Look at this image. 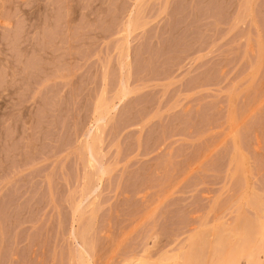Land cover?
I'll use <instances>...</instances> for the list:
<instances>
[{
	"label": "rangeland",
	"instance_id": "1",
	"mask_svg": "<svg viewBox=\"0 0 264 264\" xmlns=\"http://www.w3.org/2000/svg\"><path fill=\"white\" fill-rule=\"evenodd\" d=\"M254 216L264 0H0V264H224Z\"/></svg>",
	"mask_w": 264,
	"mask_h": 264
},
{
	"label": "bare ground",
	"instance_id": "2",
	"mask_svg": "<svg viewBox=\"0 0 264 264\" xmlns=\"http://www.w3.org/2000/svg\"><path fill=\"white\" fill-rule=\"evenodd\" d=\"M128 18V19H127ZM126 18V20H127V22H124V23H126L125 24V28L127 29V28H130V29H128V31L129 30H131L133 27H132V24H131V22L133 21V23H134V19L133 18H131V17H127ZM125 20V21H126ZM130 20V21H129ZM131 25V26H130ZM133 25H136V21H135V23L133 24ZM124 27V26H123ZM124 28V29H125ZM123 29V30H124ZM124 32H125V30H124ZM118 90H120V92H118ZM116 93H117V95H115L116 97V101L117 100H119V99H121V97H123L124 96V94H125V92H123V90L121 89V88H118L117 90H116ZM124 93V94H123ZM113 100H114V98H113ZM97 105V106H96ZM95 105V113H96V115H98V114H100L99 113V109L102 107V106H100L99 105V103L98 104H96ZM111 105V104H110ZM113 106V105H112ZM110 108V107H109ZM111 109V108H110ZM101 110V109H100ZM97 121H98V119H96ZM89 128H91L90 129V131H92V132H89V133H87V131L89 130ZM87 131L83 134L84 135V137H83V141H82V143L80 144V149H81V145H82V147H83V150H85V152H86V154H84L85 156V158H84V160H85V163L84 164H86V166L87 167H89V168H93V163H95V158H94V156L95 155H93V151H94V153H95V149L96 148H94V149H92L93 147H95V146H93V145H95L96 144V141H95V134H96V132H97V128H96V122L94 121L93 122V124L92 125H90V127L88 126L87 127ZM97 138V137H96ZM93 141H95V143H93ZM93 143V144H92ZM233 143V142H232ZM231 143V145H233ZM234 146V145H233ZM233 148V147H232ZM234 149V148H233ZM233 149H231V151L233 150ZM82 150V151H83ZM84 152V151H83ZM84 152V153H85ZM236 153V152H235ZM96 154V153H95ZM232 155V158H233V155L234 154H231ZM87 158V159H86ZM234 159V158H233ZM84 160H83V162H84ZM232 160V159H231ZM235 161H238L237 159L236 160H234L233 161V164L235 165L234 167H236V163H239V162H235ZM239 166L240 165H238L237 166V168H239ZM237 168H235V169H237ZM96 169V168H95ZM94 169V172L92 173L93 174V178H94V182H96L95 184H97L98 182H99V179H100V176L103 174V172H104V170L100 167V166H98L97 167V169L95 170ZM88 193L87 194H89L90 193V191H87ZM240 193H242V192H240ZM245 193V192H244ZM244 193H243V195H244ZM86 194V193H85ZM84 194V195H85ZM86 194V195H87ZM243 195H242V197H243ZM247 195V194H246ZM238 196V195H237ZM85 197V196H84ZM239 197V196H238ZM244 198V197H243ZM247 198H249L248 196H247ZM239 199H241L240 197H239ZM251 199V198H250ZM239 201V200H238ZM241 201V200H240ZM239 201V202H240ZM251 201V200H250ZM254 201H257V200H254ZM234 202H235V199H234ZM90 203V202H89ZM246 203V202H245ZM250 203H253L252 201L250 202ZM255 203V204H254ZM253 204H252V206L253 205H256V202H254ZM258 203V202H257ZM239 205V204H238ZM249 206H250V204H249ZM251 206V207H252ZM253 207H256V206H253ZM238 208V207H237ZM75 209H77V206L72 210V211H74ZM254 209H256V208H254ZM76 212V214H78L77 213V211L75 210L74 211V213ZM72 213V212H71ZM79 215V214H78ZM78 215H75L74 216V218L76 217V220H78L77 219V216ZM255 216H257V215H255ZM254 216V218H255V222H253V226H251V230H252V232H251V237L252 238H258V239H260V241L259 240H257V241H259V243L262 241V243L264 242V239H263V234H264V227H263V223H262V220H260L259 218H257V217H255ZM236 218H237V221H238V216L236 215L235 217H234V219H233V223H232V225H230V227L231 228H229L228 229V226L226 227V226H224V224H221L223 227H226L225 229V231H226V233L227 232H229V233H227V234H232V236L234 235V234H236V233H234L235 232V229H234V227L236 228V225L238 224L237 223V221H236ZM72 219V218H71ZM73 221H75V220H73ZM236 221V222H235ZM225 222V221H224ZM222 223V222H221ZM235 224V225H234ZM240 225V224H239ZM222 226H221V228H222ZM240 227V226H239ZM238 227V228H239ZM218 228V227H217ZM83 229V228H82ZM242 229V228H241ZM236 230H237V228H236ZM239 230V229H238ZM237 230V231H238ZM250 229L249 228H247V231H249ZM212 231H214L213 229H212ZM246 230H245V232L246 233H249V232H247ZM79 232V233H78ZM77 232V235L76 236H78L79 238L81 237H83V230H80L79 229V231ZM230 232H233V233H230ZM245 232L243 233L244 234V237H243V235L241 236V238L238 236L236 239H234L235 241H234V243H231L230 245L231 246H229V247H225L222 243V246H224V248H226L225 249V252H224V249L222 250L221 248H222V246H221V248H220V251H221V254L220 253H218L217 254V256L216 257H218V255L220 256V255H223L222 257L224 258V260H221L222 259V257L220 258V259H218V261H223V262H225L224 264H235V260H237V258H240L241 256H242V254L245 256L244 258H246L247 260L248 259H250V257H251V253H252V251H249L250 249L249 248H251V246L254 244L253 243V241H254V239L251 241V242H249L250 244H252L251 246L248 244V242L246 243L244 240L246 239V237L247 238H251L250 236H245ZM195 233V232H194ZM225 233V232H224ZM225 233V234H226ZM213 234H214V232H213ZM226 234V235H227ZM188 235V234H187ZM193 235V236H192ZM194 235L195 234H191V235H189L188 237H187V240H186V245H185V249H183L182 251L180 250V255H178V257L179 258H177V259H179V261H180V263L179 264H189V262L190 261H188L189 260V258H187L188 256H189V252L191 251V250H193V248H192V237H194ZM216 235V234H215ZM256 235V236H255ZM217 236H219V235H217ZM222 236V235H221ZM221 236H219V238L221 237ZM224 236V235H223ZM228 236V235H227ZM255 236V237H254ZM201 237V236H200ZM228 237H230V236H228ZM213 238H218V237H213ZM233 238H234V236H233ZM240 238V240H242V243H240L239 244V241H238V239ZM244 238V239H243ZM223 239V238H222ZM226 239V238H225ZM198 240H199V238H198ZM227 240V239H226ZM249 240V239H248ZM82 241V240H81ZM215 241V240H214ZM223 241V240H222ZM202 242V241H201ZM217 242H219V241H217ZM241 242V241H240ZM194 243V242H193ZM197 243V242H196ZM246 244V246L244 245V244ZM82 244H84V242H82ZM234 244V245H233ZM241 245V247H239ZM249 245V246H248ZM260 245H261V243H260ZM262 245H264V244H262ZM187 246V247H186ZM195 246V245H194ZM220 246V245H219ZM80 247V246H79ZM78 247V248H79ZM243 247V248H242ZM246 249H245V248ZM249 247V248H248ZM255 247H256V245H255ZM258 245H257V249H258ZM182 248V247H181ZM212 247H210V249H211ZM213 248H214V246H213ZM212 248V249H213ZM216 248L217 249H215L214 251H216V250H219V248L216 246ZM228 248V249H227ZM248 248V249H247ZM80 249H81V247H80ZM84 249V247H82V250ZM179 249V248H178ZM232 249V250H231ZM194 250H196V249H194ZM254 250V249H253ZM258 252V251H257ZM259 252H261L260 251V249H259ZM84 253H86V252H84V250L82 251V254H84ZM206 253V252H205ZM224 253V254H223ZM262 253H264V251H262ZM81 253H77V255H76V253H75V255H76V259H75V261H76V264H85L86 262H85V258H87L86 256H84L83 257V255H82ZM253 254V253H252ZM87 255V254H86ZM177 255V254H176ZM238 256V257H237ZM175 257V256H174ZM212 257H213V255H212ZM237 257V258H236ZM171 258V257H170ZM164 259V258H163ZM176 259V260H177ZM245 259V260H246ZM137 260V259H136ZM134 261V262H130V264H142L143 262L141 261V260H138L139 262H137V261ZM169 260V259H168ZM171 260V259H170ZM216 259H212L211 261H215ZM251 260V259H250ZM158 261V260H157ZM188 261V262H187ZM198 261V260H197ZM197 261H195L196 263H197ZM209 262L208 261V264L210 263V264H212L213 262ZM217 261V260H216ZM251 261H253V260H251ZM140 262H142V263H140ZM171 262V261H170ZM183 262V263H182ZM248 262H250V261H248ZM172 263V262H171ZM195 263V264H196ZM220 263V262H219ZM222 263V262H221ZM87 264V263H86ZM127 264H128V261H127ZM144 264V263H143ZM164 264V263H163ZM177 264V263H176ZM213 264H218L217 262L216 263H213ZM251 264V263H250ZM253 264H255L254 263V261H253ZM262 264H264V263H262Z\"/></svg>",
	"mask_w": 264,
	"mask_h": 264
}]
</instances>
